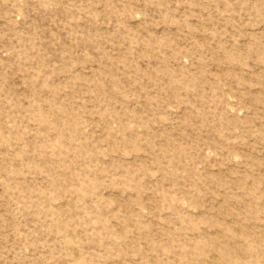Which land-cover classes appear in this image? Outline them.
Returning a JSON list of instances; mask_svg holds the SVG:
<instances>
[{
  "label": "rangeland",
  "instance_id": "rangeland-1",
  "mask_svg": "<svg viewBox=\"0 0 264 264\" xmlns=\"http://www.w3.org/2000/svg\"><path fill=\"white\" fill-rule=\"evenodd\" d=\"M0 264H264V0H0Z\"/></svg>",
  "mask_w": 264,
  "mask_h": 264
}]
</instances>
